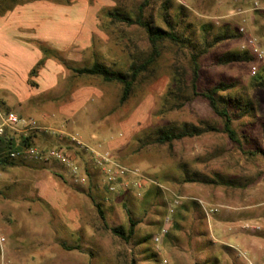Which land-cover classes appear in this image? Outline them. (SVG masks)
I'll list each match as a JSON object with an SVG mask.
<instances>
[{
	"label": "rangeland",
	"instance_id": "374dc122",
	"mask_svg": "<svg viewBox=\"0 0 264 264\" xmlns=\"http://www.w3.org/2000/svg\"><path fill=\"white\" fill-rule=\"evenodd\" d=\"M173 1L187 6L204 21L230 22L243 29V40L229 42L225 49H242L249 37L264 45V19L254 18L255 11L264 10V0ZM31 4H36L31 17L38 29L45 20L54 26L51 41L42 42L59 50L66 63L48 59L37 77L31 78L32 83H26L18 94L0 96V109L31 117L53 132H69L84 146L110 153L144 180L129 175L126 186L110 192L88 154L78 159L87 170L88 179L83 184L74 183L68 170L54 162L36 165L23 161L0 170V233L5 237L7 264H128L131 258L137 264H203L212 251L211 242H216L212 236L232 248V255L223 254L229 261L264 264V157H246L221 132L184 139L171 147L151 146L138 151V141L161 124L206 122L221 126L202 97L181 109L161 113L173 60L170 50L163 51L153 76L123 105L118 102L119 84L77 77L67 68L90 66L98 60L125 70L130 52L147 51L149 44L142 30L130 27L122 32L103 17L115 6L130 9L137 2L34 0ZM157 12L155 7L152 13ZM29 38L31 46L24 45V49L34 58L39 51L37 41L41 40ZM257 65L264 66V59ZM251 76L246 65L216 66L211 55L201 62L203 88L218 81H238L244 89ZM248 91L258 97L259 112L233 125L241 138L247 134L264 146V90ZM36 143L51 146L67 141L59 142L47 134ZM184 163L208 176L250 177L256 181L244 190L183 183L180 166ZM97 204L110 227L126 230L129 213L138 222L135 237L128 244L106 230ZM69 213L71 219L67 218ZM167 215L171 218L169 232L162 242L155 243ZM70 221L80 223L79 234H68ZM141 239L147 241L141 243ZM63 243L79 249L66 250Z\"/></svg>",
	"mask_w": 264,
	"mask_h": 264
},
{
	"label": "trees",
	"instance_id": "16d2710c",
	"mask_svg": "<svg viewBox=\"0 0 264 264\" xmlns=\"http://www.w3.org/2000/svg\"><path fill=\"white\" fill-rule=\"evenodd\" d=\"M34 0H0V17L6 15L17 6H22ZM137 5L126 9L115 6L104 12L103 17L110 26H119L122 32L130 27H136L144 32L148 40L147 51L130 52V63L125 70L114 69L102 61H94L90 66L67 68L77 77L98 78L105 84H119L121 95L119 105L125 104L135 90L155 73V64L164 50H170L173 60L169 66V80L166 92L163 96L162 112H168L183 108L187 103L197 97L205 99L213 114L221 120V126L200 122L199 124L183 123L180 125L165 123L157 126L152 132L144 135L138 141V151L151 146L171 147L174 142L184 139L198 138L208 133H224L231 143L243 155L251 159L264 157V146L258 139L243 134L238 135L234 122L244 118H254L259 112L258 97L251 96L248 89L264 90V66L257 65V57L249 49L229 50L224 45L229 42H241L244 33L240 28L230 22H208L193 15V12L183 4H177L173 0H134ZM157 7L155 15L153 9ZM254 18L264 19V10L254 12ZM264 48V45H261ZM37 47L42 57L32 66L28 73L27 83H32L31 78H36L38 71L48 59H55L66 63L60 57L59 50L50 48L42 41H37ZM127 47H129L127 45ZM129 49V48H127ZM211 55L216 66L246 65L251 75V68L256 67V72L249 79L248 86L244 89L238 86V81H218L209 87H201V62L203 58ZM247 89V91H246ZM8 111L7 109H5ZM47 134L32 133L27 137L20 138L21 145H34L36 139H43ZM59 142L60 140L56 137ZM246 143V144H245ZM41 146H46L40 143ZM65 146L71 152L74 159L78 160L85 154L84 151L76 150L67 144L51 145ZM246 145H250L246 148ZM16 147L14 138L9 134L0 137V170L13 168L21 164L20 160L10 159L9 150ZM37 165V163H34ZM182 182L198 184L208 187H226L230 189H247L256 179L246 177L232 179L219 174L205 175L195 169L189 168L185 163L180 166ZM91 178V176H89ZM100 219L106 230L128 244L135 237V228L138 225L128 215L127 229L110 227L105 221L104 211L100 205H96ZM177 226V225H176ZM147 239H141L144 243ZM211 242V240H210ZM66 250H78L79 247L61 244ZM211 253L204 259L203 264H236L224 256L232 255L234 251L224 244H210ZM224 254V255H223ZM222 255V258H221ZM128 264H137L131 258ZM200 264V263H198Z\"/></svg>",
	"mask_w": 264,
	"mask_h": 264
},
{
	"label": "built area",
	"instance_id": "2783aa9c",
	"mask_svg": "<svg viewBox=\"0 0 264 264\" xmlns=\"http://www.w3.org/2000/svg\"><path fill=\"white\" fill-rule=\"evenodd\" d=\"M257 5V2H255ZM243 31V29H241ZM242 49H249L258 60L264 59V49L255 42L252 37L247 38L243 44ZM256 67L251 68V74L254 75ZM32 133H45L53 134L58 139L67 141L68 145L72 148L80 151H84L85 154L90 156L92 164L99 170L103 176L108 191L113 192L119 186H126L129 175L144 180L143 176L136 170H130L120 165L115 158L108 152L101 153L97 150L90 149L83 145V143L73 136L71 133L64 130H57L53 132L49 128L40 126L36 120L31 117H23L13 111H6L0 109V137L5 134H9L14 138L16 147L9 150L8 156L13 160H20L26 162H33L37 164L54 162L58 163L62 167L68 170L69 176L73 179L74 183L83 184L88 175L82 172L81 165L78 160L74 159L71 152L67 151L61 146L58 148L50 146H41L39 144L21 145L20 138L27 137ZM141 180V181H142ZM140 186V183L137 184ZM216 211V210H214ZM173 210L170 209L168 214H172ZM170 215H167L164 220V226L160 231V234L154 238L155 243L162 242V239L168 234L171 224ZM258 229V228H256ZM5 237L0 233V264H7L4 252Z\"/></svg>",
	"mask_w": 264,
	"mask_h": 264
},
{
	"label": "crops",
	"instance_id": "0c3cea01",
	"mask_svg": "<svg viewBox=\"0 0 264 264\" xmlns=\"http://www.w3.org/2000/svg\"><path fill=\"white\" fill-rule=\"evenodd\" d=\"M34 5L36 4L29 3L22 6H17L6 15L0 17L1 97H3L4 94H18L20 90L26 86L30 69L42 57L41 52L38 50H36L38 51V55L34 54L33 58L31 52H29L26 48L24 49V45H28V47L31 46L29 37H37L39 40L44 42L51 41L54 32L53 23L45 20L44 25H41L42 29H38L37 25L34 24L35 20H33L31 17V13H33L35 10ZM41 7L43 8L42 5ZM18 96H20V94L17 95V97ZM20 101L18 103H21ZM81 169L82 172H85L87 175V170L83 169L82 165ZM70 215L72 214L69 213L67 218L71 219ZM77 220H79V217ZM67 227L70 229V232L68 233L70 236L76 235L74 231H78L77 234H79V230L81 228L78 221L68 222ZM217 227L219 229L223 228L222 224L221 226L217 225ZM212 238L216 241L213 242L215 244H226L225 241H222L215 236H212ZM236 241L238 242L237 239ZM76 242H79V239H76ZM234 247L236 249V246Z\"/></svg>",
	"mask_w": 264,
	"mask_h": 264
}]
</instances>
